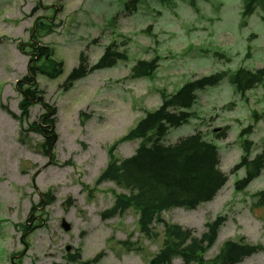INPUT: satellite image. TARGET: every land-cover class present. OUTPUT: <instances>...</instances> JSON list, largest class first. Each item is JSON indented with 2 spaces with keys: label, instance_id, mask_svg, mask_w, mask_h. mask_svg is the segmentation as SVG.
I'll use <instances>...</instances> for the list:
<instances>
[{
  "label": "rangeland",
  "instance_id": "obj_1",
  "mask_svg": "<svg viewBox=\"0 0 264 264\" xmlns=\"http://www.w3.org/2000/svg\"><path fill=\"white\" fill-rule=\"evenodd\" d=\"M126 1L0 0V264H148L162 247V226L154 223L156 235L148 239L138 230L134 210L101 216L113 207L115 195L127 193L112 182H97L109 148L146 112L155 110L163 94H175L186 81L239 68L264 69L261 8L242 18L244 0H143L135 13L112 21ZM39 21L51 28L38 35L40 44L63 63L56 79H37L55 109L51 160L39 148L45 138L28 127L40 122L48 136L46 111L34 105L19 127L1 108L18 114L15 83L26 73L28 59L18 45L30 42V29ZM113 41L125 50L128 61L80 79L67 92L60 89L81 51L93 63ZM155 57L159 63L152 76L130 79L137 60ZM196 96L188 124L171 129L163 142L173 144L200 131L217 147L219 167L228 180L211 202L195 210L164 211L159 217L200 236L206 222L225 216L205 258L214 257L228 240H243L261 249L239 264H264V209L254 206V194L264 190V173L241 192L234 184L244 171L230 173L242 155V129L253 127L247 136L253 144L251 157L263 150L264 117L255 123L252 114L264 115V81L244 96L227 80ZM224 127L227 137L217 139L215 130ZM137 146L138 141L120 143L114 155L128 158ZM62 220L69 231L61 227ZM21 224L28 227L22 239L27 238L28 245L21 240ZM125 241L132 244L128 252L121 244ZM14 253L19 254L11 258ZM78 253L70 263L69 256ZM172 264L182 262L174 259Z\"/></svg>",
  "mask_w": 264,
  "mask_h": 264
},
{
  "label": "trees",
  "instance_id": "obj_2",
  "mask_svg": "<svg viewBox=\"0 0 264 264\" xmlns=\"http://www.w3.org/2000/svg\"><path fill=\"white\" fill-rule=\"evenodd\" d=\"M142 1L127 0L122 11L116 13L112 21L132 15ZM258 8L264 10V0H244L242 18L250 17ZM50 30V26L44 22H36L30 29V42L19 43L18 49L28 57V61L26 73L15 85V90L20 95L18 115L2 106L8 115L17 120L19 127L30 118V109L34 105L41 106L46 111L43 117H46L45 122L49 128L48 136L45 135L47 130L40 122L30 123L28 127L45 138L46 142L39 145V148L47 157L54 140L50 135L54 134L55 129V109L46 102L37 79L38 76H43L53 80L63 73V63L51 58L50 48L42 46L38 40L41 32ZM95 42L94 40L92 43ZM24 47H28L29 50H24ZM127 60L125 50H120L114 41L103 49L102 54L93 63L90 62L87 53L82 51L78 55L77 65L60 85V89L67 92L80 79L96 71L113 68L118 62ZM158 63L157 57L152 60H137L130 68V79L152 76L158 69ZM223 80L228 81L236 94L244 96L246 92L263 83L264 69L239 68L235 72H219L186 81L175 94H163L161 104L155 110L146 112L145 116L108 150L107 166L99 175L97 182H112L127 193L115 195L113 207L103 212L101 216L112 217L133 209L138 215L139 231L148 239L156 235L152 231L154 223L162 226L164 237L162 247L148 264H172L174 259H180L182 264H239L261 249V246L250 245L243 240L238 242L228 240L214 257L206 259L205 255L215 244L219 230L226 222L225 216H217L206 222L200 236L193 230L183 229L159 217L164 211L175 208L195 210L200 204L212 201L228 180L227 175L219 168L217 147L207 141L200 131L179 138L173 144L163 142L171 129L190 121L193 114L188 110L196 102V93L217 86ZM79 114L80 117L83 116L82 112ZM252 116L255 123L264 117L257 114ZM227 129L224 127L221 132H216V138H226ZM252 130L253 127L248 126L242 129L239 135L242 139V155L230 173L235 174L243 170L244 177L234 184L236 192L244 191L254 179L264 173V147L261 153L251 157L253 144L247 136ZM136 140L139 141V145L131 157L119 160L113 156L118 144ZM254 198V206L264 209V190L254 194ZM46 199L48 201V196ZM262 225L264 228V219ZM18 226L21 228L22 240L28 227L25 224ZM22 242L28 245L27 238ZM121 244L127 252L131 250L132 244L126 241ZM19 253L11 254V258ZM78 258L79 253L76 256H69L68 261L74 263Z\"/></svg>",
  "mask_w": 264,
  "mask_h": 264
},
{
  "label": "water",
  "instance_id": "obj_3",
  "mask_svg": "<svg viewBox=\"0 0 264 264\" xmlns=\"http://www.w3.org/2000/svg\"><path fill=\"white\" fill-rule=\"evenodd\" d=\"M61 226L64 231H68L70 229L69 225L64 220H62Z\"/></svg>",
  "mask_w": 264,
  "mask_h": 264
}]
</instances>
